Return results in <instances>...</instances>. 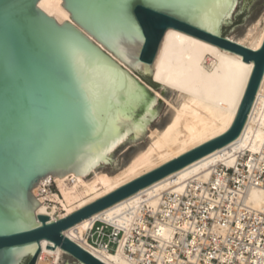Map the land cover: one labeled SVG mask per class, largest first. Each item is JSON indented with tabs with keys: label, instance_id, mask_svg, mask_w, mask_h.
<instances>
[{
	"label": "water",
	"instance_id": "water-1",
	"mask_svg": "<svg viewBox=\"0 0 264 264\" xmlns=\"http://www.w3.org/2000/svg\"><path fill=\"white\" fill-rule=\"evenodd\" d=\"M41 1L0 0V264H37L58 247L81 264H106L64 233L241 135L264 78V43L254 51L227 35L264 14V0H149L154 7L135 11L125 7L131 0H63L71 15L63 24ZM170 29L254 63L232 128L55 221L33 194L43 179L111 165L105 155L130 133L149 134L166 104L114 56L169 100L173 90L152 80Z\"/></svg>",
	"mask_w": 264,
	"mask_h": 264
},
{
	"label": "bare ground",
	"instance_id": "bare-ground-1",
	"mask_svg": "<svg viewBox=\"0 0 264 264\" xmlns=\"http://www.w3.org/2000/svg\"><path fill=\"white\" fill-rule=\"evenodd\" d=\"M62 4L63 0H42L39 7L63 24L71 21V15ZM228 38L254 51L260 50L264 43V15L254 21L240 38ZM114 59L161 99V93L147 86L122 60L115 56ZM243 60L241 55L168 30L154 65L153 82L172 89L173 99L165 122L150 131L148 144L136 151L122 170L110 176L98 173L88 180L108 165L103 161L82 176L71 173L61 179L49 175L33 190L35 198L42 199L44 210L57 221L224 135L234 124L254 70L253 62ZM141 137L130 133L105 156L115 158L120 148ZM263 168L264 78L246 125L235 141L80 222L64 234L106 264H129L124 258L123 247L117 253H111L106 249L92 248L88 243L87 232L98 220L124 225V216L130 219L144 207H149L156 215L160 212L164 216L165 213L170 215V210L161 211L166 197L173 194L178 198L198 196L202 190L203 196L211 198L210 187L224 190L220 199L235 203L242 201L245 210L259 216L264 213V184L254 175ZM226 169H233L239 175L234 177L236 181L240 179L239 189L230 186L232 177L226 174ZM52 183L57 185L60 195L47 193V187ZM41 190L45 194H41ZM49 200L54 205L50 206ZM232 206L230 209L234 208ZM172 207H177V203H172ZM178 217H183V214L172 215V220L165 216L166 223L158 220L151 233L173 238L181 232L177 227ZM66 255L69 254L58 247L54 256L41 253L37 264H69Z\"/></svg>",
	"mask_w": 264,
	"mask_h": 264
},
{
	"label": "built area",
	"instance_id": "built-area-1",
	"mask_svg": "<svg viewBox=\"0 0 264 264\" xmlns=\"http://www.w3.org/2000/svg\"><path fill=\"white\" fill-rule=\"evenodd\" d=\"M226 174L232 177L230 186L239 189L240 179H234L239 175L233 169H226ZM254 177L264 184V168ZM209 189L211 198L202 190L198 196L166 197L161 206V211L170 210V215L164 212L166 218L183 214L177 224L181 232L171 239L151 233L157 221L166 223V218L144 207L130 219L124 216V225L98 220L87 232V241L92 248L111 253L123 247L129 264H264V213L245 210L242 201L220 199L225 193L221 188ZM175 202L177 207H172Z\"/></svg>",
	"mask_w": 264,
	"mask_h": 264
},
{
	"label": "rangeland",
	"instance_id": "rangeland-1",
	"mask_svg": "<svg viewBox=\"0 0 264 264\" xmlns=\"http://www.w3.org/2000/svg\"><path fill=\"white\" fill-rule=\"evenodd\" d=\"M264 14H262L260 17H262ZM259 17V18H260ZM257 20V19H256ZM255 20V21H256ZM251 25V24H250ZM244 26L242 28H239L237 30H235L234 32L230 33L229 35H227V37H236V38H240L245 31L247 30V28L250 26ZM137 74V73H136ZM138 75V74H137ZM139 76V75H138ZM140 77V76H139ZM143 82L151 87L153 90L157 91L155 88H153L148 82H146L142 77H140ZM153 82V80H152ZM150 91V90H149ZM153 93V91H150ZM154 94V93H153ZM172 99L173 96L170 95L169 100L166 99L162 94H161V101L164 102L166 105L165 107L162 109V111L159 113L158 117L151 123L150 128L147 130L149 132V134L144 138L141 137V139H138L136 141L130 140L128 142V144L126 146H124L123 148H120L116 154H115V162L112 163L111 165H106L102 168H100L98 170V172L95 175H92L88 178V180L93 179L98 173H102L106 176H110L113 174H116L117 172H119L120 170H122L125 165L127 164V162L129 161L130 157L136 152L138 151L141 147H145L148 142H149V138H150V131L151 130H156L159 128V126L165 122V120L167 119L168 113H169V109H170V104L172 103ZM53 185L47 190L46 188H44V190L47 191L48 194L51 195H60L59 189L57 187V185L55 183H52ZM43 190V189H42ZM41 190V194H43L44 192ZM50 202V204L48 203ZM47 203L52 206L54 205V202H51L50 200L47 201ZM60 207V206H59ZM61 211V210H60ZM63 212V211H61ZM64 213V212H63ZM48 260L53 261V258L47 257ZM66 259L68 261L69 264H80L79 262H77L75 259H73L71 256L66 255Z\"/></svg>",
	"mask_w": 264,
	"mask_h": 264
},
{
	"label": "snow or ice",
	"instance_id": "snow-or-ice-1",
	"mask_svg": "<svg viewBox=\"0 0 264 264\" xmlns=\"http://www.w3.org/2000/svg\"><path fill=\"white\" fill-rule=\"evenodd\" d=\"M218 3H219V0H213V6H215ZM143 5H147L149 8L155 6V4L149 2V0H131V2L127 4L125 7L126 9L130 11H135L136 8L141 7ZM207 14H208L207 12L204 13V15H207ZM201 19H203V16L201 17ZM140 26L144 29L145 32H147V30L150 27V23L148 21H144V22H141ZM3 227H4L3 225H0V230H3ZM8 227L11 229L14 226L9 225Z\"/></svg>",
	"mask_w": 264,
	"mask_h": 264
}]
</instances>
